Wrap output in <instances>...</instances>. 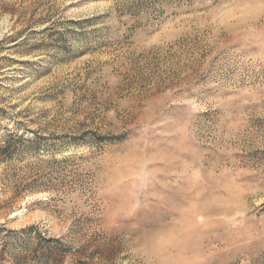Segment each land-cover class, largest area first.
<instances>
[{
    "label": "rangeland",
    "instance_id": "1",
    "mask_svg": "<svg viewBox=\"0 0 264 264\" xmlns=\"http://www.w3.org/2000/svg\"><path fill=\"white\" fill-rule=\"evenodd\" d=\"M150 1L0 3V264H264V0Z\"/></svg>",
    "mask_w": 264,
    "mask_h": 264
},
{
    "label": "trees",
    "instance_id": "2",
    "mask_svg": "<svg viewBox=\"0 0 264 264\" xmlns=\"http://www.w3.org/2000/svg\"><path fill=\"white\" fill-rule=\"evenodd\" d=\"M21 1H24V0H0V3L7 6V5H15L17 2H21ZM167 4L166 0H151L150 3H148L147 7L148 10H152V9H156L158 7H161L162 5H165ZM145 5V4H144ZM142 5V6H144ZM141 6V5H140ZM34 12H32L30 14V18H32L34 16L33 14ZM12 15V14H11ZM133 19L137 20L138 22L140 21H143L145 23H147V21L150 18V16L147 14V13H143V14H139V15H136V16H133ZM48 23V22H51V20L49 19V17H43L39 20V23ZM35 23V22H34ZM28 29H31V27H28ZM48 30H50L49 28H45L43 30V32H47ZM55 35H57V37H59L60 39V34L59 33H56ZM7 151V148L4 147V149L2 151H0V154L1 155H4V153ZM7 157H10V156H7ZM8 159V158H7Z\"/></svg>",
    "mask_w": 264,
    "mask_h": 264
}]
</instances>
